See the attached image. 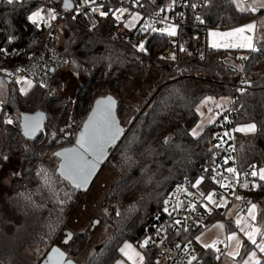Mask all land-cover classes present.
Masks as SVG:
<instances>
[{
    "label": "trees",
    "instance_id": "obj_1",
    "mask_svg": "<svg viewBox=\"0 0 264 264\" xmlns=\"http://www.w3.org/2000/svg\"><path fill=\"white\" fill-rule=\"evenodd\" d=\"M40 5L35 1L0 3V48L11 45L23 47L26 52L38 48L43 27L38 28L28 16ZM256 14L239 12L230 0H208L200 17L207 32L222 15L220 29L242 24ZM9 37L13 44H8ZM57 40L65 57L64 66L82 78L74 96L57 95L62 82L57 80L55 71L49 91L30 101L28 94L20 93L17 83L7 82V97L0 106V153L8 157L5 161L0 156V171L14 157L18 158L16 174L8 185L2 187L0 183V264L14 262L24 250L51 242L47 251L55 244L58 233H64L68 220L65 211L69 215V209L80 197L77 194L85 191L75 189L60 176L48 160V152L74 143L98 98L118 94L132 80L146 78L151 70L158 76L106 160L117 175L102 201L111 231L95 246L86 264H112L124 241L139 246L173 185L184 179L194 182L201 175L200 164L210 156L218 140L216 126L225 117L230 124L256 125L252 134L237 133L238 157L242 166L264 168V38L256 41L257 51L207 45L203 59L182 54L175 59H162L160 53L168 37L160 33L150 35L141 52L113 39L108 26L82 32L71 20L60 24ZM239 52L249 58L243 65L248 84L242 85L243 92L236 93L233 111H223L201 133L192 135L191 129L199 120L196 106L201 99L231 93L240 74L231 61ZM195 85L202 87L193 91ZM34 111H42L45 121L40 134L27 139L21 132L20 115ZM124 111L125 107L117 104L119 118ZM9 117L13 123L4 124ZM166 137L168 143L164 142ZM41 170L47 173V179L43 174L37 175ZM248 195L258 202V219L264 224V181L258 180ZM222 216V210L216 209L209 219ZM235 228L231 220H225L227 233ZM88 237L83 232L71 239L66 253L77 255ZM251 248L244 239L238 259ZM142 251L143 264H157L153 251L145 247ZM217 260L215 248H202L193 264H216Z\"/></svg>",
    "mask_w": 264,
    "mask_h": 264
},
{
    "label": "built area",
    "instance_id": "obj_2",
    "mask_svg": "<svg viewBox=\"0 0 264 264\" xmlns=\"http://www.w3.org/2000/svg\"><path fill=\"white\" fill-rule=\"evenodd\" d=\"M6 1L0 0V3ZM14 1L38 2L44 10L54 9L56 19L50 20L47 26L43 27L40 44L33 52H26L23 47L11 45L1 47L0 75L5 80L8 79L14 83L21 78L30 80L45 92L49 91L51 87L53 73L63 68L65 64V57L58 46L57 37L60 32V24L68 20H71L76 26L85 31H92L99 26H108L110 36L113 39L125 42L132 47L139 45L141 41L145 43L150 35L159 33V29L164 24H169L176 27L177 35L174 37L166 35L168 41L161 50V57L170 59L173 54L175 56L182 54L196 59H203L206 53V31L203 29V23L200 22L202 20L200 13L208 0H158L156 3L151 0H139L142 7L134 6L135 0H97L95 5H84L81 0H68L71 5L70 8H65L63 5L64 0ZM243 1L253 6L252 0ZM192 4H196L197 7L192 8ZM100 5L105 6L101 7L100 11L116 8H126L129 11L128 13H116L121 18L120 22H117L115 16L111 13L108 16H101L100 11L96 13L91 11L92 7H99ZM261 11H264V4L255 13ZM78 13L80 14L78 15ZM130 13L138 14L140 19L136 22L135 27L129 29L124 27L123 22L131 19ZM74 16L77 18L73 19ZM197 16L200 17V20H197ZM253 20L258 22V17ZM146 25L149 26L148 30H141ZM220 26L221 20L214 25V28L220 29ZM152 28L158 30L153 32ZM257 32L258 27L256 28ZM7 42L13 44L12 37H9ZM181 46H183L184 51L180 50ZM238 62L241 63L242 69L229 94L230 101L226 110L230 112L233 111L235 95L244 84L242 81H248L243 71L245 60L240 57ZM216 127L218 140L212 146L210 156L200 164L201 175L211 182V189L216 193L215 196L219 197L226 194L229 198V204H238L239 214H245L251 201H254L248 195V192L255 188L253 185H256V177L250 174L253 170L251 166L254 164L247 166L240 164L234 123L230 124L227 120H224ZM225 133H228V135L225 136ZM226 160L228 163H225ZM229 167L236 169L235 175L226 171ZM218 181H224L229 186L222 188ZM193 184V182L184 179L173 185L164 199L170 201L168 205L169 212L163 211L165 206L163 201L162 209L145 238H152L145 248L155 253L159 264H188V260L195 256L198 250L195 235L207 228L211 222L209 219L211 213L203 206V197L201 196L203 192L197 191L192 186ZM245 184L248 186L244 187ZM178 188L181 190L177 191ZM237 197L241 199H237ZM178 203L179 208L176 207ZM189 205H195V209L193 210ZM177 220L181 223H175ZM256 225H259V222H256ZM185 228L188 230L185 231ZM185 233H188V235L183 236ZM178 244L181 246L180 248L176 247ZM216 249H220L219 252L216 251L217 254L224 253V247L221 244L215 245Z\"/></svg>",
    "mask_w": 264,
    "mask_h": 264
},
{
    "label": "snow or ice",
    "instance_id": "obj_3",
    "mask_svg": "<svg viewBox=\"0 0 264 264\" xmlns=\"http://www.w3.org/2000/svg\"><path fill=\"white\" fill-rule=\"evenodd\" d=\"M9 4H12L14 0H7ZM81 2L84 5L97 4V0H81ZM232 4L235 5L236 9L241 12H256L257 9L255 7H248L245 6L243 3V0H230ZM65 8L71 7L68 0H64ZM134 6H141L139 3V0H135ZM101 7H105L104 5H100L99 7H92L91 11L93 13H96L97 11H100ZM192 8H196V4L191 5ZM43 9H38L37 11L33 12L31 15L28 16V20L31 21L34 24L38 25V21H50L56 19L55 10L54 9H48L47 10V20H45V17L41 15ZM128 9L126 8H116V9H107L105 11H100L101 16H108L110 13L115 16V19L117 22H120L121 18L119 15H116V13H128ZM80 13H78L79 15ZM131 19L125 20L124 27L125 28H133L136 26V22L140 19L139 15L136 13H130ZM77 17L74 16L73 19H76ZM167 19V18H165ZM197 20H200V17L197 16ZM201 23H203L202 20H200ZM149 26L143 27L141 30L146 31L148 30ZM153 32L157 31L158 29L152 28ZM255 25L254 24H248L244 25L238 28H233L229 31H210L208 35L210 37H213V41L210 45L212 48H226V49H247L251 51H257L256 47L254 46V33ZM160 32L170 36L174 37L177 35L176 27L173 25H169L167 28H161L159 29ZM137 48L138 51H145L144 42L141 41L139 45L134 46ZM181 51H184L183 46L180 47ZM162 59L164 57H161ZM172 59H175V55L173 54ZM241 59L247 60L249 59L247 56L241 57ZM19 71V70H18ZM9 75H11L9 73ZM2 83V81H0ZM16 83H23L26 84L27 87H22L20 89L21 93H26L29 88L32 86V82L30 80H24L23 78L16 81ZM244 84H248V81H242ZM43 86V85H42ZM238 91L243 92L244 89H238ZM211 98H206L205 100L201 101V106L206 105ZM115 100L111 96L107 97L105 100H97L96 101V107L92 111V115L88 117V123L84 125V131H82L79 135V137L76 140V144L78 145V148H69L65 149L62 152H55L52 155L56 157H62L63 159L60 162L59 165V174L60 176L68 181L75 189H86L89 183V180L94 175L98 165L103 161L105 155H106V149L109 145H112L115 143V141L119 138L122 129L116 124L115 119L112 115V109L115 105ZM216 107L219 108L221 105L219 103L216 104ZM197 111H199V107L197 108ZM209 111H212L209 109ZM24 121V129L26 135H32L35 133V131L39 128V120L40 115L37 114L36 116H23L22 117ZM214 117L209 118V122L211 123ZM227 117H225V120ZM6 125H11L13 123V120L11 117L5 119L3 121ZM202 127V125H197V128ZM61 132L64 131V129L60 130ZM236 132H243V133H249V132H255L256 131V125L255 124H247L244 126H240L235 128ZM192 135H198V132L196 129L192 130ZM225 136L228 135V133L224 134ZM55 136V134H53ZM165 143H168L169 140L166 137ZM0 156H3V159L5 161L8 160V157L6 155H3L0 153ZM225 163H228L226 160ZM252 171L251 176L257 177L259 176V179L261 181H264V168L260 169L258 172L255 170L256 166L252 165ZM228 173L235 175L236 169L229 167L226 170ZM44 175L47 179V173L41 170V172H38L37 175ZM247 175V173H245ZM215 179V177H213ZM201 183L200 180H197L195 184H193V187H196ZM220 187L226 188L229 185L226 184L224 181H218ZM244 187H247L248 185H243ZM256 185H253L255 187ZM181 189H177V191H180ZM23 195V194H21ZM216 193L209 192L207 195L201 193V196L207 200L209 204H214L216 207H224L226 205V201L221 198L220 203H217L214 200V196ZM237 199H241L240 197H237ZM61 204L64 203L63 200L60 201ZM169 200H164V212H169ZM190 207L195 209V205H189ZM205 208H207V205H203ZM177 208L180 207L179 203L176 206ZM256 205L252 204L251 207L248 208V214L251 217L252 220L256 219L255 216V209ZM175 210V209H174ZM170 214V213H169ZM175 223L180 224L181 221L177 220ZM236 224L239 226L241 224V220L237 219ZM215 227L224 228L225 226L222 224H217ZM246 227H251L250 225H246ZM185 231L188 229L185 228ZM241 231L244 232V228H241ZM260 230L254 227H251V231H246L244 234L247 236V239L255 245L256 248L259 249L261 253H264V243H257L256 241V234L259 233ZM68 239H71V236H68ZM68 239L64 240V243H68ZM151 237L145 239L143 243L140 245L141 248L145 247L151 242ZM196 240L199 241L200 237H196ZM227 241H236V250L235 252H228L227 255L233 259H235L236 256L240 255V249L241 244L237 240V237L235 233L232 235H229L227 237ZM216 242H213L212 244H205L203 245L206 249H213L215 248ZM177 248H180L181 246L178 244L176 246ZM187 247V245H185ZM131 246L127 243L124 244L122 248L119 249L121 253H123L129 260H132V264H136V260L133 259V257L138 258L140 264H143L144 257L139 252H133L131 255H129L128 249H130ZM217 252L220 251V249H216ZM51 255L48 257L50 264H73L72 260H65V253L61 251L57 247H53L51 249ZM247 259L243 261V264H260V260L256 259V252H250L247 253ZM217 259H220L219 256H217ZM196 260V257L193 256L188 260V264H193V261ZM117 264H123L122 261H117ZM159 264V262H157Z\"/></svg>",
    "mask_w": 264,
    "mask_h": 264
},
{
    "label": "rangeland",
    "instance_id": "obj_4",
    "mask_svg": "<svg viewBox=\"0 0 264 264\" xmlns=\"http://www.w3.org/2000/svg\"><path fill=\"white\" fill-rule=\"evenodd\" d=\"M151 1L156 3L158 0H151ZM243 3L245 4V6L255 7L256 9H259L260 6L264 4V0H252L253 6H250L248 3L244 1ZM38 9H42V8L37 7L33 12L37 11ZM32 13H30L29 15H31ZM41 15L45 17V20H47V10L42 11ZM222 17L223 15L221 16L220 20L222 19ZM255 17H258L259 34L256 38V41H258L264 38V11L257 13ZM48 23L49 21L47 22L38 21L39 26H37V24L36 26L38 28H42L44 26H47ZM168 26L169 24H164L162 28H167ZM78 29L82 32L85 31L79 27ZM225 29L227 28H223L221 30H225ZM210 31L213 30L210 29L207 30V36H209L208 33ZM159 33L162 35H166L162 32ZM244 56L245 53L239 52L236 59L231 61V63L235 65L239 69V71L242 69V65L240 62L237 61V58ZM56 74L58 77L57 80L62 82L61 88L58 91L57 95L61 97H71V96L73 97L77 86H79L80 84L79 82L82 80V78H80V75L77 73H71L70 70L66 68V66L58 70ZM157 76L158 74L154 70H151L146 78L132 80L118 94L113 95V97L117 101L118 106L125 107V111L123 115L121 116V118H119L122 125L125 126L127 124L131 114L140 105L142 98L150 91V88L153 86V83L155 82ZM0 81H2V83H0V104H1L7 97L8 86H7V82L1 75H0ZM17 85L19 91L22 87L25 88L27 87V85L23 83ZM199 87L201 88L202 86L195 85L193 91L199 90L197 89ZM42 92H43L42 89L39 86H36L32 82L31 88H29L26 92L28 94V100L30 101L38 98ZM206 96H210V95H206ZM206 96H204L203 98H205ZM208 106H209L208 104L205 105V109L208 110L207 116L201 117L200 120H198V122L191 129V133L193 129H196L198 134L201 133V131L204 128L203 126L205 124L204 120L205 122L206 121L209 122L210 117H214L213 120H216L218 118L217 115L218 111L216 109L208 108ZM209 109H211L212 111H209ZM197 125H202V127L197 128ZM55 152L56 150L49 151L47 157L50 163L52 164V166L54 168H57L59 158L52 155ZM17 160L18 158L14 157L9 162V164L5 165L1 169L0 183L2 187L8 185L12 177L16 174L17 172L16 164L18 163V162L16 163ZM260 169L262 168H258L256 169V171L258 172ZM116 177L117 175L113 170L111 164L109 162H106L104 166L100 169V171L98 172V174L96 175L95 179L93 180L92 184L88 187V189L83 193L79 192L77 194V196L80 197H78V199L74 202V206L69 209L70 210L69 215H67L68 212L65 211L64 217H67L68 220H66L67 224L64 227L66 230L72 233V240L78 234L83 232L87 233L89 236L88 239L84 242L83 248L77 255L76 254L68 255L78 264H86L87 260L94 253L95 246L101 243L103 240H105L107 236L110 234L111 228L106 218L107 210L102 205V201L105 195L107 194L109 187L115 181ZM197 180L201 181V183L195 187L197 191L198 190L202 191L205 195H207V193L209 192H213V190L211 189V182L206 178L204 179L203 175H199L194 180L193 183L195 184ZM258 180H260L259 176H257V181ZM221 198H223L227 202L224 207H216L214 204H209L207 200L203 198V205H207V208L205 209L209 213H213V211L216 209H221L223 216L218 217L217 219L211 221L207 228L201 230L195 235V238L200 237V240L197 241L199 244V248L197 252L200 251L202 248L204 249L203 245L212 244L214 241H216L215 245L219 243L224 245V243L226 242L225 227L222 229L220 227H215V225L222 224L225 226V220H230V218L232 217H250L248 214V208L251 207L252 204H255L257 208L259 205L257 201H251L245 214L241 215L239 214L238 211L239 205L236 203L229 204V198L227 197L226 194H222L219 197L214 196V200L217 203H220ZM95 220L96 223H93ZM66 236H67L66 232L64 233L59 232L58 235L56 236V239L54 240V243L60 246L65 251L68 250V245H71L72 243L71 240L67 244L62 243V239ZM50 243L51 242H47L43 246L36 245L35 247L28 248L24 250L21 257L16 259L14 262H7L5 264H46L42 261V258L46 254L47 252L46 248ZM142 243L143 240L141 241L139 246L132 243V245H134V249L139 251V253H140V249H142L140 247Z\"/></svg>",
    "mask_w": 264,
    "mask_h": 264
},
{
    "label": "crops",
    "instance_id": "obj_5",
    "mask_svg": "<svg viewBox=\"0 0 264 264\" xmlns=\"http://www.w3.org/2000/svg\"><path fill=\"white\" fill-rule=\"evenodd\" d=\"M248 24H254L255 25V30H254V33H253L254 43H255L256 42V38H257V36L259 34V25H258V22H255L253 19H250V20H248V21H246V22H244L242 24L229 27V28H227L225 30L215 29V28H212L210 30H213V31H229V30H231L233 28H238V27H241V26H244V25H248ZM257 27H258V32L256 33V28ZM206 38H207V45L210 47V45H211V43H212L214 38L210 37V36H207V32H206ZM210 48H212V47H210ZM220 49H226V48H220ZM228 50H247V49H228ZM20 84H22V83H20ZM21 94L25 95L27 93H21ZM209 97L211 98V100L207 103L209 105L208 108L216 109L218 111L217 115L219 116L223 111L226 110V108H227V106L229 104V101H230L229 95H223V96H219V97L210 95V96H206L201 101H203V100H205L206 98H209ZM201 101L196 106V111H197V108L199 107V111H197V113L199 115V120H200L201 117H206L207 116V112H208V110L205 109V105L201 106ZM217 103H219L221 105V107L217 108L216 107ZM0 106H1V104H0ZM214 121L215 120H213L212 122H214ZM204 123H205L204 126L207 125V124H210V122H207V121L205 122V120H204ZM247 124H254V123L251 122V123L238 124V125H235V128L240 127V126H244V125H247ZM236 133H239V134H252L254 132H249V133L236 132ZM254 214L256 216L255 220H252L251 217H232V218H230V220L235 224L236 228L234 230H232L231 232H229V233L226 232V239H225L226 242L224 243V245L219 243V244H221L224 247V253L217 254V256H219L220 259L217 260L216 264H243V261L245 259H247V255H245L242 259H238V256H236L235 259H233V258H231V257H229L227 255L228 252H230V251L231 252H235V250H236V241H231V242L227 241V237L229 235H232L233 233H235V235L237 237V240L240 242L241 245H242V241L244 239H246L252 245V248L248 251V253L255 251L256 252V259L260 260V264H264V253H261L259 251V249L256 248L255 245H253L247 239V236L244 234V232H246V231H251V227L257 228V229L260 230V232L257 233L256 236H255L256 241H257V243H264V224L258 219V208L257 207L255 209V213ZM241 215H243V214H241ZM237 219L241 220V224L239 226L236 224V220ZM256 222H259V225H256ZM246 225H250L251 227H246ZM241 228H244V232L241 231ZM195 241H196V243L198 245V248H199V244H198L196 238H195ZM214 242H216V241H214ZM125 243H127V244H129L131 246L130 249L126 250V251H128L129 255H131L133 252H139L136 249H134V245H132V242H130V241H124L122 243V245L120 246V248H122ZM199 253H200V251L197 252L196 258L198 257ZM140 254L144 257L142 249H140ZM123 257H124V259H123ZM133 259L136 260V264H140L138 258L133 257ZM117 261H122L123 264H132V260H129L120 251H119L118 258L112 264H117Z\"/></svg>",
    "mask_w": 264,
    "mask_h": 264
},
{
    "label": "water",
    "instance_id": "obj_6",
    "mask_svg": "<svg viewBox=\"0 0 264 264\" xmlns=\"http://www.w3.org/2000/svg\"><path fill=\"white\" fill-rule=\"evenodd\" d=\"M69 4H70V3H69ZM63 5L65 6L64 3H63ZM69 8H70V7H69ZM6 81H7V82H10L8 79H7ZM109 96H111V95H105V96H102V97L98 98L97 100H105V99H106L107 97H109ZM111 97H112L113 100H115V102H116L115 105H114V107H113V109H112V115H113V117H114V119H115L116 124L122 129L121 134H120V136H119V138H120V137L123 135V133H124V125L121 124L120 119H119L118 114H117V101H116V99H115L113 96H111ZM97 100H96V101H97ZM96 101L93 103V105H92V107H91V109H90V111H89V113H88L86 119L84 120V122L82 123V125H81L79 131L77 132L76 137H75V140H74V143H73L72 145H70V146H67V147H63V148L57 149L56 152H62V151H64L65 149H69V148H78V145L76 144V140H77V138L79 137L80 133H81L82 131H84V125H85L86 123H88V117H89L90 115H92V111H93V109L96 107ZM37 114L40 115L39 128L35 131L34 134H32V135H26V134H25V129H24V121H23L22 117H23V116H36ZM44 121H45V114H44L42 111L23 112V113H21V115H20V123H19V124H20V128H21V132H22V134H23L27 139H35V138L40 134V132L42 131V127H43V122H44ZM119 138L115 141V143H113L112 145H109L108 148L106 149V155H105L103 161L98 165V167H97V169H96L94 175L92 176V178L89 180V183H88L87 188H86V189H77V190H79V191H86V190L88 189V187L92 184V182H93V180L95 179L96 175L98 174V172H99L100 169L102 168L103 164H104L105 161L107 160L108 155H109V152H110V149H111V148L117 143V141L119 140ZM58 158H59V161H58V166H57L56 170H57V172L59 173V165H60V162H61V160H62L63 158H62V157H58ZM64 232L67 233V236L63 238V241H62L63 243H64V240H65V239H68V236H69V235L71 236V239H72V233H71L70 231H68V230H64ZM71 239H68V242H69ZM53 247H57V248H59L61 251H63V252L65 253V260H72V261H73V264H78L75 260H73L72 258H70V257L68 256V254L66 253V251H65L64 249H62V248H61L60 246H58L57 244L52 245V246L47 250L46 254H45L44 257L42 258V261H43L44 263H46V264H50L48 257L52 254V253H51V249H52Z\"/></svg>",
    "mask_w": 264,
    "mask_h": 264
},
{
    "label": "flooded vegetation",
    "instance_id": "obj_7",
    "mask_svg": "<svg viewBox=\"0 0 264 264\" xmlns=\"http://www.w3.org/2000/svg\"><path fill=\"white\" fill-rule=\"evenodd\" d=\"M105 162H106V161H105ZM104 164H105V163H104ZM104 164H103V166H104ZM103 166H102V167H103ZM93 223H96V220H95ZM66 234H67V233H66ZM62 241H63V239H62ZM62 243H63V242H62ZM64 244H65V243H64Z\"/></svg>",
    "mask_w": 264,
    "mask_h": 264
}]
</instances>
